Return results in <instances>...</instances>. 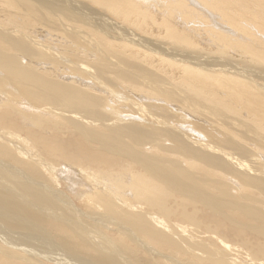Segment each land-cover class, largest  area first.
Instances as JSON below:
<instances>
[{
	"label": "bare ground",
	"instance_id": "obj_1",
	"mask_svg": "<svg viewBox=\"0 0 264 264\" xmlns=\"http://www.w3.org/2000/svg\"><path fill=\"white\" fill-rule=\"evenodd\" d=\"M0 264H264V0H0Z\"/></svg>",
	"mask_w": 264,
	"mask_h": 264
},
{
	"label": "rangeland",
	"instance_id": "obj_2",
	"mask_svg": "<svg viewBox=\"0 0 264 264\" xmlns=\"http://www.w3.org/2000/svg\"><path fill=\"white\" fill-rule=\"evenodd\" d=\"M69 194V193H68Z\"/></svg>",
	"mask_w": 264,
	"mask_h": 264
}]
</instances>
